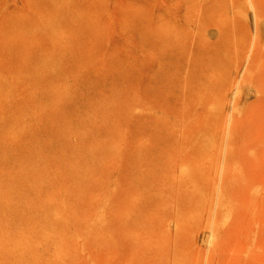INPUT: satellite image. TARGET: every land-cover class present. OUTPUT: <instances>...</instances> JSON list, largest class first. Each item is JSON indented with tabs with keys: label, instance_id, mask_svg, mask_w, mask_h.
<instances>
[{
	"label": "rangeland",
	"instance_id": "obj_1",
	"mask_svg": "<svg viewBox=\"0 0 264 264\" xmlns=\"http://www.w3.org/2000/svg\"><path fill=\"white\" fill-rule=\"evenodd\" d=\"M263 57L264 0H0V264H264Z\"/></svg>",
	"mask_w": 264,
	"mask_h": 264
},
{
	"label": "bare ground",
	"instance_id": "obj_2",
	"mask_svg": "<svg viewBox=\"0 0 264 264\" xmlns=\"http://www.w3.org/2000/svg\"><path fill=\"white\" fill-rule=\"evenodd\" d=\"M206 33H207V32H206ZM162 34H164V33H162ZM220 36H221V35H220ZM164 37H165V36H164ZM165 38H166V37H165ZM208 38H209V37H208ZM215 40H216V39H215ZM185 41H186V40H185ZM193 41H194V40H193ZM213 41H214V40H213ZM210 43H211V42H210ZM253 48H254V47H253ZM257 48H258V47H257ZM240 50H241V49H240ZM252 50H253V49H252ZM191 51H192V50H191ZM243 51H244V50H243ZM243 51H242V52H243ZM236 52H237V51H236ZM254 54H255V53H254ZM260 55H261V54H260ZM190 56H191V55H190ZM251 56H252V55H251ZM257 56H258V55H257ZM257 56H256V57H257ZM262 56H263V55H262ZM249 58H250V56H249ZM263 58H264V57H263ZM240 59H241V58H240ZM258 62H259V61H258ZM262 62H264V61H262ZM189 63H190V62H189ZM239 63H240V62H239ZM244 63H245V62H244ZM249 63H250V62H249ZM247 64H248V63H247ZM261 64H262V63H261ZM248 65H249V64H248ZM236 66H237V65H236ZM246 66H247V65H246ZM242 67H243V66H242ZM253 67H254V66H253ZM246 68H247V67H246ZM255 68H256V66H255ZM238 70H239V68H238ZM251 70H252V69H251ZM237 74H238V73H237ZM185 82H186V81H185ZM263 82H264V81H263ZM254 85H255V84H254ZM252 86H253V85H252ZM231 91H232V90H231ZM231 91H230V92H231ZM258 93H259V92H258ZM230 94H231V93H230ZM238 94H239V93H238ZM263 95H264V93H263ZM261 96H262V95H261ZM230 100H231V99H230ZM263 101H264V100H263ZM261 104H262V103H261ZM248 110H249V109H248ZM224 117H225V116H224ZM227 123H228V122H227ZM263 124H264V122H263ZM262 126H263V125H262ZM228 129H229V128H228ZM257 131H258V130H257ZM260 134H261V133H260ZM258 135H259V133H258ZM263 138H264V135H263ZM227 139H228V138H227ZM208 141H209V140H207L206 142L208 143ZM252 141H253V140H252ZM191 142H192V140H191ZM206 142H205V144H207ZM249 143H250V142H249ZM250 144H251V143H250ZM262 144H263V143H262ZM191 146H192V145H191ZM205 146L207 147V145H205ZM251 146H252V145H251ZM202 151H203V150H202ZM178 153H179V152H178ZM225 153H226V152H225ZM228 153H229V152H228ZM228 153H227V154H228ZM261 154L263 155V153H261ZM187 155H188V154H187ZM262 155H261V156H262ZM186 157L188 158V157H190V156H186ZM193 157H194V156H193ZM200 157H201V156H200ZM224 157H225V156H224ZM235 158H236V157H235ZM191 159H194V158L191 157ZM195 160H197L196 157H195ZM189 161H190V160H189ZM189 161H188V162H189ZM229 161H230V160H229ZM239 161H240V160H239ZM188 162H187V164H188ZM196 163H197V161H196ZM196 163H195V165H197ZM190 164H191V163H190ZM192 164H193V163H192ZM192 164H191V165H192ZM191 165H190V166H191ZM178 166H179V165H178ZM191 168H192V167H191ZM193 168H194V167H193ZM255 174H256V172H255ZM251 175H252V174H251ZM258 175H259V174H258ZM252 180H253V178H252ZM259 183H260V182H259ZM253 184H254V183H253ZM172 187H174V185H173ZM226 188H227V187H226ZM238 188H239V187H238ZM174 190H175V189H174ZM178 191H179V190H178ZM178 191H177V192H178ZM227 191H228V190H227ZM174 192H175V191H174ZM179 192H180V191H179ZM179 192H178V193H179ZM181 192H182V191H181ZM181 192L179 193L180 195H181ZM238 193H239V192H238ZM176 195H177V194H176ZM195 195H196V194H195ZM239 195H241V194H239ZM246 195H247V194H246ZM236 196H237V195H236ZM176 197H177V196H176ZM219 199H220V198H219ZM240 199H241V198H240ZM252 199H253V198H252ZM247 200H248V199H247ZM258 200H259V199H258ZM238 201H239V200H238ZM257 202H258V201H257ZM263 202H264V201H263ZM230 203H231V202H230ZM253 203H254V201H253ZM194 204H195V203H194ZM216 204H217V203H216ZM232 204H233V203H232ZM233 205H234V204H233ZM236 206H237V205H236ZM263 206H264V205H263ZM245 207H246V206H245ZM252 207H253V206H252ZM210 208H211V207H210ZM240 208H241V206H240ZM212 209H213V208H212ZM236 209H237V208H236ZM245 209H246V208H245ZM213 210H214V209H213ZM242 210H243V209H242ZM249 210H250V209H249ZM260 211H261V210H260ZM210 212H211V211H210ZM214 212H216V211H214ZM217 212H218V211H217ZM217 212H216V213H217ZM241 213H243V212H241ZM121 214H122V213H121ZM208 214H209V213H208ZM239 214H240V213H239ZM210 215H212V214H210ZM244 215H245V213H244ZM253 215H254V214H253ZM249 216H250V214H249ZM263 216H264V214H263ZM208 217H210V216L208 215ZM211 217H212V216H211ZM219 217H220V216H219ZM242 217H243V215H242ZM257 217H258V216H257ZM245 218H246V217H245ZM245 218H244V219H245ZM249 218H250V217H249ZM233 219H234V218H233ZM257 219H259V218H257ZM217 220H218V217H217ZM255 220H256V219H255ZM259 220H260V219H259ZM241 221H242V220H241ZM120 222H121V221H120ZM174 222H175V221H174ZM235 222H236V221H235ZM245 222H246V221H245ZM247 222H248V221H247ZM260 222H261V221H260ZM250 223H252V222H250ZM250 223H249V224H250ZM254 223H255V221H254ZM254 223H253V224H254ZM177 224H179V223H177ZM246 224H247V223H246ZM236 225H237V224H236ZM262 225H263V224H262ZM262 225H260V227H261ZM253 226H254V225H252V228H253ZM235 227H236V226H235ZM236 228H237V227H236ZM236 228H235V229H236ZM243 228H245V227H243ZM246 228H247V226H246ZM246 228H245V229H246ZM249 228H250V227H249ZM252 228H251V230H253ZM263 228H264V227H263ZM239 229H240V228H239ZM261 229H262V228H261ZM232 230H233V229H232ZM230 231H231V230H230ZM247 231H248V230H247ZM247 231H246V234H245V235H247ZM254 231H255V230H254ZM254 231H253V232H254ZM212 232H213V231H212ZM240 232H242V231H240ZM251 232H252V231H251ZM251 232H250V233H251ZM255 232H256V231H255ZM122 233H123V232H122ZM230 233H231V232H230ZM230 233H229V234H230ZM234 233H235V232H234ZM234 233H233V234H234ZM260 233H261V235H262V232H260ZM260 233H259V234H260ZM248 234H249V233H248ZM251 234H252V233H251ZM230 235H231V234H230ZM243 235H244V234H243ZM211 236H212V235H211ZM248 236H249V235H248ZM224 237H225V236H224ZM252 237H253V236H252ZM259 237H262V236H259ZM259 237H258V239H259ZM210 239H211V238H210ZM250 239H252V238H250ZM234 240H235V239H234ZM234 240H233V242H234ZM240 240H241V239H240ZM235 241H236V240H235ZM221 242H222V241H221ZM230 242H231V240H230ZM250 242H251V241H250ZM237 243H238V242H237ZM233 244H234V243H233ZM239 244H240V243H239ZM247 244H248V243H247ZM214 245H215V244H214ZM258 245H259V244H258ZM258 245H257V246H258ZM233 246H234V245H233ZM249 246H250V245H249ZM259 246H260V245H259ZM224 247H225V246H224ZM241 247H242V245H241ZM225 248H226V247H225ZM237 248H238V247H237ZM248 249H249V248H248ZM250 249H251V248H250ZM233 250H234V249H233ZM240 250H241V249H240ZM240 250H239V251H240ZM226 251H227V250H226ZM235 251H236V250H235ZM235 251H234V252H235ZM227 252H228V251H227ZM234 252H233V253H234ZM237 252H238V251H237ZM243 253H244V252H243ZM248 253H249V251H248ZM231 255H232V254H231ZM236 255H239V252H238V254H236ZM166 256H167V255H166ZM233 256H234V255H233ZM247 256H248V255H247ZM208 257H209V256H208ZM241 257H242V256H241ZM231 258H232V256H231ZM210 259H211V258H210ZM154 262H155V261H154ZM166 262H167V261H166ZM170 262H171V261H170ZM212 262H213V261H212ZM130 263H131V262H130ZM138 263H139V262H138ZM138 263H137V264H138ZM143 263H147V262H143ZM163 263H164V262H163ZM214 263H216V262H214ZM219 263H220V262H219ZM228 263H229V262H227L226 264H228ZM140 264H142V262H141Z\"/></svg>",
	"mask_w": 264,
	"mask_h": 264
}]
</instances>
